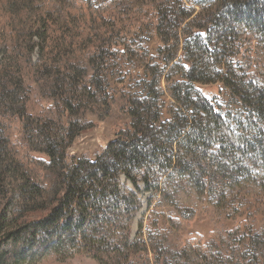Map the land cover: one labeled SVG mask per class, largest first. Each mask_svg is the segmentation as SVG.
<instances>
[{"label":"trees","instance_id":"16d2710c","mask_svg":"<svg viewBox=\"0 0 264 264\" xmlns=\"http://www.w3.org/2000/svg\"><path fill=\"white\" fill-rule=\"evenodd\" d=\"M146 26L161 46L145 93L112 88L119 61L147 64ZM219 81L232 114L197 87ZM117 97L128 124L93 158L70 153ZM128 181L170 199L167 181L188 184L236 223L162 257L132 235ZM262 206L264 0H0V264H264Z\"/></svg>","mask_w":264,"mask_h":264},{"label":"rangeland","instance_id":"374dc122","mask_svg":"<svg viewBox=\"0 0 264 264\" xmlns=\"http://www.w3.org/2000/svg\"><path fill=\"white\" fill-rule=\"evenodd\" d=\"M160 46L161 42L154 35L153 29L148 26L144 27L141 36L138 38V48L139 52L146 58L147 64L138 60L133 63L119 61L114 66L110 77L112 88L143 95L145 93V81L151 80V74L146 71V68L148 64H156V55ZM182 55L181 50L180 56ZM162 86L165 101L163 117L170 119L171 96L164 77L162 78ZM197 87L205 96L214 99L224 112L232 114L238 110L235 97L224 83L220 81L208 84L197 83ZM120 108L121 100L117 97L108 117L101 120L96 115L89 114V119L95 123L94 127L82 132L69 148V152L93 158L98 151L107 146L115 138L117 130L129 122L128 117L121 113ZM166 183L169 186L167 191H169L171 199L160 191L148 190L144 183L134 186L128 181V185L138 193L143 201V208L135 219L132 235L137 237L142 225L143 234L147 239L151 238L160 256H172L175 252L180 251L182 246L196 234L209 238L216 226L231 228L236 223L235 220L228 219L225 213L218 209L208 193L198 194L190 185L185 183L170 181ZM174 200L179 202L184 213L192 214L193 217L190 219L182 217L177 206L173 204ZM263 225L264 206L256 215L257 229H261ZM149 254L151 258L154 257V253L150 252V249ZM47 264L100 263L91 257L77 255L62 262L51 261Z\"/></svg>","mask_w":264,"mask_h":264}]
</instances>
